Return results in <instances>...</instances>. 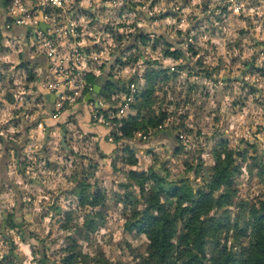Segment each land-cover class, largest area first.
<instances>
[{
	"label": "clouds",
	"instance_id": "obj_1",
	"mask_svg": "<svg viewBox=\"0 0 264 264\" xmlns=\"http://www.w3.org/2000/svg\"><path fill=\"white\" fill-rule=\"evenodd\" d=\"M0 264H264V0H0Z\"/></svg>",
	"mask_w": 264,
	"mask_h": 264
}]
</instances>
